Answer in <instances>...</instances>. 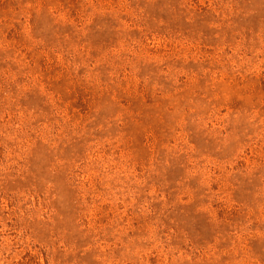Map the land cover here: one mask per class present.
Segmentation results:
<instances>
[{
    "label": "rangeland",
    "instance_id": "374dc122",
    "mask_svg": "<svg viewBox=\"0 0 264 264\" xmlns=\"http://www.w3.org/2000/svg\"><path fill=\"white\" fill-rule=\"evenodd\" d=\"M0 264H264V0H0Z\"/></svg>",
    "mask_w": 264,
    "mask_h": 264
}]
</instances>
